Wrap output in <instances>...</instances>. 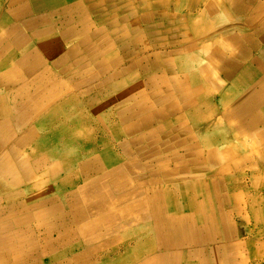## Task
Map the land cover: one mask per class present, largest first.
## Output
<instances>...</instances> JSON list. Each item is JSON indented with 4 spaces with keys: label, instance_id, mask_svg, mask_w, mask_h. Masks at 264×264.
Masks as SVG:
<instances>
[{
    "label": "crops",
    "instance_id": "0c3cea01",
    "mask_svg": "<svg viewBox=\"0 0 264 264\" xmlns=\"http://www.w3.org/2000/svg\"><path fill=\"white\" fill-rule=\"evenodd\" d=\"M71 1L54 0L40 10L32 6L26 22L37 30L50 27V21L59 31L71 26ZM101 2L106 18L111 10L118 27H104L107 43L101 45L97 33L104 24L89 13L98 53L70 62H79L80 71L63 78L106 81L79 98L75 109L79 129L88 126L82 117L96 120L94 139L81 128L79 141L83 162H96L84 167L79 184L61 191L112 175L139 193L131 202L140 204L125 213L126 203L112 208L116 230L91 245L79 241L73 257L90 264L96 253L133 241L123 264H221L216 255L225 256L227 264L240 239L236 218L246 221L245 177L249 173L253 180L259 170L264 176V0ZM7 3L0 0V22L14 23ZM57 7L67 15L65 27L56 23ZM53 28L51 35L58 32ZM109 46L107 62L100 54ZM91 97L96 103L89 106ZM259 185L255 178L252 187ZM121 191L115 189L113 196ZM108 229L99 226L98 234Z\"/></svg>",
    "mask_w": 264,
    "mask_h": 264
},
{
    "label": "bare ground",
    "instance_id": "6f19581e",
    "mask_svg": "<svg viewBox=\"0 0 264 264\" xmlns=\"http://www.w3.org/2000/svg\"><path fill=\"white\" fill-rule=\"evenodd\" d=\"M53 2L36 0L31 4L30 0H9L7 7L12 12L10 17L14 23L4 18L0 22V88H12L8 93L0 91V264L32 262L36 259L31 258L34 251L40 257H51L50 254L58 250L50 238L54 234L58 235L59 243L67 238L77 239L81 246L91 245L102 240L103 234L116 230L113 225L115 213L110 212L112 208L126 203L125 213L136 210L140 204L131 202L139 193L130 191L124 182L117 181L112 175L61 191L66 184H79L84 167L96 162L90 158L83 162L81 154L71 156L73 143L81 141L82 131L78 126L69 130L61 124L75 111L77 98L66 97L37 121L32 122V119L42 107L68 95L73 89L72 83L63 78L78 73L80 65L79 62H70L85 56L86 52L88 55L98 53L99 48L93 44L95 34L92 35L88 14H93L99 24H104L98 33L95 32L101 45L107 43L104 27L118 25L111 10L106 18L101 10V0H72L69 9L71 26H67L69 22L65 20L67 15L63 14V9L57 7L60 13L56 17L60 22L56 23L67 27L59 31L50 21V27L41 30L30 28L32 23L26 19L31 10H40ZM32 6L34 8L31 9ZM78 25L84 28L82 33L77 32ZM51 27H56L53 30L58 32L49 34ZM116 36L117 33L112 40ZM2 43L6 47L1 46ZM107 51L100 56L110 62V46ZM86 82H79L77 87ZM58 122L62 126L58 127ZM26 123H32L30 128L3 155V145L14 135V128ZM60 137H65L66 143L60 149L53 148V141ZM27 147L31 148L30 154L24 152ZM65 154L70 156L69 159L64 160ZM8 177L11 186L24 188L3 194ZM116 177L122 180L121 176ZM117 188L122 191L120 195L113 196ZM99 226L109 229L98 234ZM35 238L43 241L41 246ZM218 260L225 264V256L216 255L215 261ZM75 264H80L79 256Z\"/></svg>",
    "mask_w": 264,
    "mask_h": 264
},
{
    "label": "rangeland",
    "instance_id": "374dc122",
    "mask_svg": "<svg viewBox=\"0 0 264 264\" xmlns=\"http://www.w3.org/2000/svg\"><path fill=\"white\" fill-rule=\"evenodd\" d=\"M3 3H6V2L3 1ZM4 14L5 13H3V17H4ZM81 81L83 80H80V79L71 80L73 89L69 92L70 96L77 98L78 107L80 105L79 98L87 96L91 92L103 88L102 84L106 83L105 80L97 82V79L96 80L92 79V80H88L87 84L85 83L77 87V84H79V82ZM84 85H87L86 89L80 92H75V93L73 92L74 94L72 93V91H74L75 89H79L83 87ZM96 87H99V88H96ZM81 93L83 95L79 96ZM67 96L68 95L57 98L56 100L53 101V103H50L49 105H47L43 110L35 113V116L32 119V122L37 121L39 118L43 117L46 114V112H49V110H51L53 107H56ZM95 103H96V97H91L89 101L86 102V104L87 105L89 104V106L91 104L95 105ZM77 117H79L78 109L76 111H73L72 114L67 117V119L65 118L64 120H62V123L59 122L57 126L59 127V126L64 125L68 129H74L75 121ZM82 120L85 123L84 126L86 125L88 126L81 127V128L85 130L86 129L90 130L91 138L94 139V137L97 135L96 130H95V126H96L95 118L93 117L89 119L88 121H86V119L82 117ZM60 123L62 125H60ZM31 124L26 123L24 125V129H20L19 127L15 128L14 136L11 138L12 140L9 139L10 141H8L7 143L3 145V155L8 153L11 150V148L15 146V139H18V137L22 135L23 132H26V130L31 126ZM98 135H101V132H98ZM66 140L67 139L65 137L57 138L55 142L52 143L53 146L52 145L51 146L53 148L60 149L66 143ZM81 145L82 144L79 141H77L75 145L73 143V149L71 150L72 157H77L80 154H83V151H81L83 147ZM91 145H92L91 146L92 149L96 148L95 143L92 142ZM102 146L105 147L106 145H102ZM102 150L103 149H101V151ZM24 152L27 154H30L31 148L30 147L25 148ZM63 156L65 157L64 160L69 159L70 157V156H67L66 154ZM253 178L254 179L256 178L259 181L260 185L257 188H253L252 183L254 179L252 180L251 174L248 173V176L245 177L244 182L247 185V189H246V192L243 193V200L241 202V206L242 208L245 207L243 214H244V218L246 219V221L241 220L243 218H239V217L236 218L237 222L235 223V225L238 227V230H239L238 233H239L240 239H238L239 244H238V247L236 246L237 249L233 250L230 256V261L227 264H264V176H262L261 171L259 170L257 175H255V177ZM10 181L11 179L9 177L5 179V184L7 186L4 187L3 194L12 193L14 191L19 190L18 188H20V186L18 185L17 187L11 186ZM234 193L235 192L231 191V194H234ZM50 238L53 243L57 244L56 249L58 250H55L54 252H52V254H50L51 257H48V256L40 257L38 252L34 251L32 252L31 258H36V259L33 260L32 262L28 261L25 264H75L76 263L75 257L73 256L79 252L78 250L79 243L78 241L76 242L77 239H67L66 238L59 243V241H57V238H58L57 234L50 235ZM35 239L37 240L38 243H41V244H38V246H41L43 241L40 238L39 239L35 238ZM132 242L133 241H127V243L117 242L115 246H112L110 248H107L106 250L96 253L93 261L90 264H123L120 262V260L123 257H126L124 254L129 247L128 244ZM29 254L30 253H28V255ZM35 261L36 263H34ZM124 264H128V263L124 262Z\"/></svg>",
    "mask_w": 264,
    "mask_h": 264
}]
</instances>
